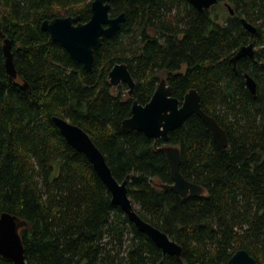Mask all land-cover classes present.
Instances as JSON below:
<instances>
[{
    "label": "trees",
    "instance_id": "trees-1",
    "mask_svg": "<svg viewBox=\"0 0 264 264\" xmlns=\"http://www.w3.org/2000/svg\"><path fill=\"white\" fill-rule=\"evenodd\" d=\"M91 2L0 0V213L27 222L20 230L26 260L228 264L245 249L264 264V0H217L203 11L189 0H110V15L123 12L125 19L95 51L88 72L39 25L65 15L85 22ZM221 3L225 12L218 10ZM5 38L13 80L5 69ZM249 43L253 57H240L234 69L231 57ZM116 63L126 64L132 95L125 83H110ZM245 74L254 79L255 94ZM163 78L180 101L189 89L198 92L202 109L225 130L226 148L218 147L196 114L169 131L167 141L122 127L132 102L145 104ZM54 115L89 134L112 175L127 181L138 214L181 246L179 257L163 254L112 202ZM165 144L179 148L180 172L203 189L200 195L161 187L172 182L160 149ZM0 264L12 262L0 255Z\"/></svg>",
    "mask_w": 264,
    "mask_h": 264
},
{
    "label": "water",
    "instance_id": "water-1",
    "mask_svg": "<svg viewBox=\"0 0 264 264\" xmlns=\"http://www.w3.org/2000/svg\"><path fill=\"white\" fill-rule=\"evenodd\" d=\"M199 11L209 9L217 3V0H189ZM110 0H92L90 4V17L87 21H80L78 15L56 16L52 19H44L40 22V29L47 32L50 39L59 42L75 60L80 62L83 68L92 72L95 51L106 38L114 37L119 31L125 19L123 12L116 16L110 15ZM230 13L233 10L228 6ZM242 24L250 32L255 31V26L242 18ZM255 47L253 43L241 46L231 57L233 68L240 57H253ZM3 53L5 57V69L10 80L15 79L16 70L13 64L10 43L3 39ZM109 81L116 86L125 83L128 86V94L132 95L134 80L124 63H116L109 71ZM245 84L248 90L255 94L256 83L254 79L245 74ZM198 115L211 132L214 142L220 148H226L227 136L225 130L214 117L208 115L201 107L198 92L191 88L184 95L182 101L172 96L171 88L165 79H161L152 96L145 104L136 100L132 102L131 115L122 121L124 129L142 131L148 137L155 140L162 138L168 140V132L179 127L190 115ZM52 121L59 129L67 143L75 150L82 152L93 169L101 178L111 194V200L118 205L127 215L129 221L141 232L147 234L159 247L163 254L180 256L181 246L172 240L165 232L161 231L148 221L144 220L136 211L127 192V181H118L106 163L105 157L89 134L80 126L71 123L60 116H52ZM166 155L172 177L171 183L161 184L164 189H172L181 196L200 195L203 189L184 178L179 169L180 151L177 146L165 144L160 148ZM27 222L9 212L0 213V255L12 264H32L24 255V246L20 230L26 227ZM228 264H258L247 250L238 249L228 259Z\"/></svg>",
    "mask_w": 264,
    "mask_h": 264
},
{
    "label": "rangeland",
    "instance_id": "rangeland-1",
    "mask_svg": "<svg viewBox=\"0 0 264 264\" xmlns=\"http://www.w3.org/2000/svg\"><path fill=\"white\" fill-rule=\"evenodd\" d=\"M224 6H225V5H224L223 3H221V4L218 6V10H219V11H222V12H225V10H224L225 7H224ZM114 91H115V90H114ZM124 92L127 93V89H125Z\"/></svg>",
    "mask_w": 264,
    "mask_h": 264
}]
</instances>
